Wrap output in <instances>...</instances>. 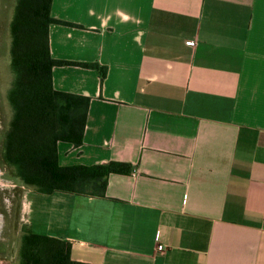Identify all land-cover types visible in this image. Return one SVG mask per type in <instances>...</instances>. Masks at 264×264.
<instances>
[{
	"label": "crops",
	"instance_id": "0c3cea01",
	"mask_svg": "<svg viewBox=\"0 0 264 264\" xmlns=\"http://www.w3.org/2000/svg\"><path fill=\"white\" fill-rule=\"evenodd\" d=\"M51 14L69 22L50 24L52 56L99 66L53 67L56 89L90 97L60 162L132 170L103 197L28 188L27 227L89 264H264V0H52Z\"/></svg>",
	"mask_w": 264,
	"mask_h": 264
},
{
	"label": "trees",
	"instance_id": "16d2710c",
	"mask_svg": "<svg viewBox=\"0 0 264 264\" xmlns=\"http://www.w3.org/2000/svg\"><path fill=\"white\" fill-rule=\"evenodd\" d=\"M52 0H15L10 19L13 80L8 91L12 115L4 133L2 158L8 176L42 193L66 191L106 196L112 172L129 173L132 164L108 161L62 164L59 143L83 142L90 97L56 89L55 65L94 63L59 60L49 43L51 23H69L51 14ZM105 76V68L101 70ZM69 240L21 228L15 264H89L71 255Z\"/></svg>",
	"mask_w": 264,
	"mask_h": 264
},
{
	"label": "rangeland",
	"instance_id": "374dc122",
	"mask_svg": "<svg viewBox=\"0 0 264 264\" xmlns=\"http://www.w3.org/2000/svg\"><path fill=\"white\" fill-rule=\"evenodd\" d=\"M15 0H0V264H15L22 221V200L27 187L8 176L3 164V137L12 115L8 91L13 80L10 55V19Z\"/></svg>",
	"mask_w": 264,
	"mask_h": 264
},
{
	"label": "built area",
	"instance_id": "2783aa9c",
	"mask_svg": "<svg viewBox=\"0 0 264 264\" xmlns=\"http://www.w3.org/2000/svg\"><path fill=\"white\" fill-rule=\"evenodd\" d=\"M193 42H190V44H192ZM165 248L164 244H162L161 242L158 243V249L159 250H163Z\"/></svg>",
	"mask_w": 264,
	"mask_h": 264
}]
</instances>
